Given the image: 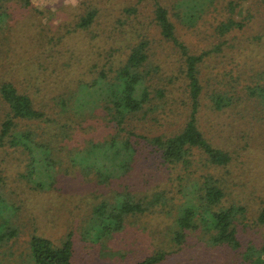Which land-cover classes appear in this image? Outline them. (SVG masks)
I'll list each match as a JSON object with an SVG mask.
<instances>
[{"label":"rangeland","instance_id":"1","mask_svg":"<svg viewBox=\"0 0 264 264\" xmlns=\"http://www.w3.org/2000/svg\"><path fill=\"white\" fill-rule=\"evenodd\" d=\"M26 3L0 0V82L9 77L16 81L29 77L43 88L40 82L50 68L45 59L51 61L54 55L66 61L73 48L74 57L78 53L84 62L90 57L85 39L70 35L49 47L52 35L67 33L79 15L92 9L103 16L120 17L123 8L136 6L138 13L123 16L117 27L110 25L104 33L99 31V40L115 48L111 54L109 49L102 61L112 59L111 63L116 65L123 60L127 52L118 42L119 38L124 39L123 33L135 41L147 40L149 67L155 68L153 84L172 87L175 94L170 89L163 99L155 100L148 117L135 121L131 128L148 137L170 135L181 128L190 108L182 72L184 58L173 43L160 40L158 27L152 21V2L29 0ZM163 3L169 7L171 0ZM210 8L194 26L175 15L171 18L189 53L206 52L198 66L202 94L197 124L213 146L230 154L229 163L208 166L205 156L194 151L190 167L173 166L164 163L146 140L131 139L136 150L132 168L125 175L119 169L104 176L103 169L95 167L99 152L92 153L89 159L88 152L83 151L90 147V142L103 139H86L81 130L85 123L71 120L73 139L60 142V162L52 168L53 177L48 174L45 184L43 175L39 178L25 172L27 157L22 158L21 149L9 147L4 140L0 144V234L15 232L9 240L0 241V264H33L29 247L32 236L46 237L59 245L68 234L73 242L75 264H136L159 251L166 255L156 264H255L254 257L264 259L261 248L264 224L257 221L264 208V0H218ZM229 18L243 26L222 36L217 26ZM53 49L59 50L53 54ZM38 65L41 69L36 71ZM83 66L86 63L81 66L74 63L72 75H78ZM65 72L60 74L63 76ZM213 93L224 96H215L214 100L222 102L217 107L211 99ZM5 111L0 100V125ZM94 111L97 119L89 121L94 135L103 131L113 133V127H107L102 119L103 111ZM50 115L60 119L53 112ZM45 124L39 123L36 132H45L49 140L56 138V124L50 130L44 128ZM68 150L72 163L63 156ZM205 176L217 180L224 193L222 200L205 218L196 221L198 227L186 230L185 238L177 243L174 237L178 217L185 207L198 206L193 192L201 187ZM125 192L141 197L147 194L151 200L155 193H161L164 201L149 205L144 213L121 215L124 217L121 230L105 235L92 232L91 228L114 226L92 225L90 219L104 210L108 213L102 216L117 211L122 202L118 194ZM231 205L239 209L235 221L239 247L213 245L209 234L204 233H211L208 216Z\"/></svg>","mask_w":264,"mask_h":264},{"label":"trees","instance_id":"2","mask_svg":"<svg viewBox=\"0 0 264 264\" xmlns=\"http://www.w3.org/2000/svg\"><path fill=\"white\" fill-rule=\"evenodd\" d=\"M20 1L29 2V0ZM138 1L153 3L152 21L158 27L160 40L173 43L184 58L182 72L190 107L186 121L177 132L170 135L158 134L148 137L131 128L135 121L146 119L155 100L163 99L167 93H170L172 87L169 89L164 85L160 88L153 84L155 68L149 67V60H151L150 45L145 39L135 41V38H128L126 33H123L124 39L119 38L118 42L125 46L123 50L127 52L126 56L116 65L111 63L112 59L107 60V62L102 61L107 56L109 49L111 54L115 48H109L107 43L99 40V31L104 33L110 25L117 27L122 23L124 17L138 13L136 6L123 8L124 17L121 15L120 17L103 16L96 9H92L87 14L79 15L71 30H67V33H62L57 37L55 34L52 35L47 43L49 47L50 45L56 46L58 40L66 39L70 35L79 40L83 38L86 40L85 44L90 51L87 62H84L78 53L74 57L75 48H73L74 52L69 50L70 55L66 61L54 55L51 61L45 59L50 68H47L49 74H46V77L43 76L40 82L43 88L35 85V80L29 77H22L18 81L9 77V79L0 82V100L6 107L5 118L0 125V144L7 140L9 147L21 149L22 158L26 159L27 157L28 160L25 164V172H28L29 176L37 175L41 178L43 175L44 183L48 184L47 176L53 177L52 168L60 162V142L62 139H73L72 121L76 120L85 123L81 130L86 139H103L100 142H90V147L83 151L88 152L89 159H92V153L99 152L95 167H98L100 171L103 169L101 173L104 176L108 175V172H117L119 169H123V175H125L132 168L136 150L131 139L146 140L159 153L164 163L173 166L190 167L193 162L191 157L194 151L205 156L208 166H224L231 160L227 151L213 146L207 140L197 124L202 94L198 66L206 52L189 53L186 45L177 36L176 26L171 18L172 15H175L185 24L194 26L218 0H171L169 7L163 3V0ZM229 5L231 6V2ZM38 12L43 13L41 10ZM242 26L241 22L229 18L217 26V31L223 36L232 29ZM54 50L58 52L59 49H53V54L55 53ZM74 63H78L80 66L86 63L78 75H72ZM157 67L160 69L159 65ZM38 68L35 70L41 69L39 65ZM62 71H66L63 76L60 74ZM172 91L175 94L174 89ZM220 95L213 93L211 96L215 107L222 103H220L221 100H214L215 96ZM97 109L103 111L102 119H105L107 127L108 125L113 127V133L103 131L100 135H94L95 132L89 121L97 119V116H94V112H96L94 110ZM52 112L59 116L60 122L50 115ZM64 117L67 119L65 120ZM39 123H46L44 128L47 130L56 124V138H50V141L46 138L48 136L45 132L37 133L36 129ZM69 154L70 151L68 150L65 154L63 153V156L64 159L67 157L72 163L74 161L69 159ZM204 178L200 184L201 187L193 192V197L198 206L185 207L178 217V229L174 237L177 243L182 242L185 238L186 230L198 227L196 221L199 218L200 221L203 217L205 218L207 212L214 210V207H217L216 204L222 200L224 193L217 185V180L211 176ZM131 194V192L119 193L118 195L122 199L121 205L116 207L117 211L110 212L109 216H102L108 213L104 210L97 213L98 216L91 217L90 223L92 225L114 224L113 227L91 228L92 232L99 231L101 235H105L112 231L121 230L123 228L121 224L124 223L122 220L124 217L121 215L144 213L149 205L164 201L161 193H155L153 196L155 200L149 199L147 194H143V197ZM238 210L234 205H231L220 207L209 214L210 217L208 216V218H210L211 224L209 231L211 230V233H204L209 234V241L213 245L230 248L239 247L235 227ZM257 221L264 224V208L260 210ZM14 232L10 230L8 233L0 234V241H3L4 238L9 240V236ZM29 247L33 264H75L73 262L74 248L71 234H68L62 244L59 245L46 237L32 236ZM261 248L264 251V241ZM165 255V252L159 251L136 264H156L161 262ZM254 261L255 264H264V259L261 257H254Z\"/></svg>","mask_w":264,"mask_h":264}]
</instances>
